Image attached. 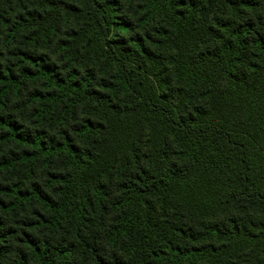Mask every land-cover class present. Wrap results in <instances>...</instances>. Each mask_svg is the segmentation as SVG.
Returning <instances> with one entry per match:
<instances>
[{
    "label": "trees",
    "instance_id": "1",
    "mask_svg": "<svg viewBox=\"0 0 264 264\" xmlns=\"http://www.w3.org/2000/svg\"><path fill=\"white\" fill-rule=\"evenodd\" d=\"M0 264H264V0H0Z\"/></svg>",
    "mask_w": 264,
    "mask_h": 264
}]
</instances>
